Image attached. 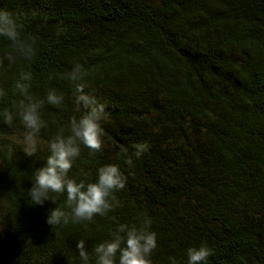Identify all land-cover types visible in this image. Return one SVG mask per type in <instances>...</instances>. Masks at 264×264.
I'll use <instances>...</instances> for the list:
<instances>
[{
  "label": "trees",
  "instance_id": "obj_1",
  "mask_svg": "<svg viewBox=\"0 0 264 264\" xmlns=\"http://www.w3.org/2000/svg\"><path fill=\"white\" fill-rule=\"evenodd\" d=\"M0 10L19 33L0 37V264H83L79 240L95 264V244L145 216L151 264H185L200 244L207 264H264V0H0ZM74 66L104 112L100 147L81 145L67 176L88 183L116 164L125 187L104 215L50 226L48 209L69 211L64 193L40 206L29 189L49 140L84 111L66 78ZM50 89L64 99L41 105L29 156L16 111Z\"/></svg>",
  "mask_w": 264,
  "mask_h": 264
},
{
  "label": "clouds",
  "instance_id": "obj_2",
  "mask_svg": "<svg viewBox=\"0 0 264 264\" xmlns=\"http://www.w3.org/2000/svg\"><path fill=\"white\" fill-rule=\"evenodd\" d=\"M0 37L9 42H16L19 38L18 28L8 11L0 10ZM27 51V49H22ZM66 78L74 82V103L84 109L79 117H72L69 121V134L57 135L49 140L43 166L33 173V180L29 189L32 204L44 205L46 201H53L50 193H64L66 212L59 206L48 209L45 223L60 225L68 222L69 215L73 221L91 220L94 215H104L115 206L114 193L125 187V178L116 164L101 165L96 170V178L92 182L75 181L67 176L73 160L80 153V146L98 149L101 143L102 128L99 121L103 118L104 105L98 103L94 96L84 91L85 85L80 83L81 72L74 66ZM21 79L28 80L27 74ZM16 87L26 96V83L17 82ZM64 97L55 89L47 91L43 100L31 99L19 102L16 115L19 117L26 132L23 136L24 152L32 155L36 152V137L44 126L40 107L44 102L49 105H59ZM12 113L5 111L3 120L11 123ZM139 155L144 145H134ZM150 218L147 216L140 222V226L120 223L111 234L94 245L95 264H151V252L157 246L156 233L149 230ZM85 241L76 243L78 255L83 264H89V254L85 249ZM210 248L205 244L190 246L185 249V264H207ZM171 264H176L170 258Z\"/></svg>",
  "mask_w": 264,
  "mask_h": 264
}]
</instances>
